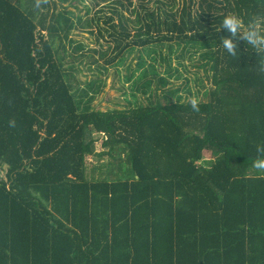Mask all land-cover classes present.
Wrapping results in <instances>:
<instances>
[{
  "label": "trees",
  "instance_id": "obj_1",
  "mask_svg": "<svg viewBox=\"0 0 264 264\" xmlns=\"http://www.w3.org/2000/svg\"><path fill=\"white\" fill-rule=\"evenodd\" d=\"M91 2L112 5L107 27L94 17L116 55L164 42L197 53L211 70L207 97L198 113L171 89L135 107L91 105L62 40L93 17L57 0H0V264H264V173L252 167L264 73L243 41L228 55L220 30L227 14L264 26V0L141 2L133 18L117 9L124 0ZM92 154L112 157L99 175L86 174Z\"/></svg>",
  "mask_w": 264,
  "mask_h": 264
},
{
  "label": "rangeland",
  "instance_id": "obj_2",
  "mask_svg": "<svg viewBox=\"0 0 264 264\" xmlns=\"http://www.w3.org/2000/svg\"><path fill=\"white\" fill-rule=\"evenodd\" d=\"M131 1L132 4L128 6L124 0L126 8L117 6V9L121 8L129 18L134 16L129 11L133 5L148 2L147 6L152 7L156 3V0ZM172 2L173 0H167L168 5ZM174 2L177 6L179 0ZM101 4L103 5L99 9L93 6L91 0H57V9L61 7L71 9L74 14H79L83 21L87 17H93L92 26L87 29L76 27L68 31V37L62 40L66 52L62 60L65 70L74 75L76 79L73 83L74 87L87 90L88 96H93L91 105H97L102 109L108 106L135 107L147 103V98L150 97L149 90L161 94L166 89L175 90L184 101L191 96L197 97L199 101L206 99V93L210 87L211 70L198 65L202 61L197 60V53H185L175 42L171 44L164 42L161 45L150 44L142 47L131 44L132 48L129 47L116 55L117 51L113 49L115 42L109 37L107 31H102L103 37L97 35L94 16L100 15L99 26L107 27L103 17L112 9V5L108 3ZM86 6L89 7V11H85ZM114 21L116 22V13ZM131 27L130 22L128 29ZM130 30L133 32L132 28ZM101 50H106L103 56L100 55ZM91 57L95 58V62H89ZM151 66L156 70L155 76L149 72ZM143 71H145V77L141 76ZM158 77H166L168 83L165 86L160 85ZM145 79H150L151 85L146 92H143L137 88L142 87L141 83ZM99 139L101 141V137ZM99 141L95 143L96 150L101 148ZM109 159H112L109 154H104L102 158L94 154L87 155L86 174L99 175L101 166L98 164L105 163Z\"/></svg>",
  "mask_w": 264,
  "mask_h": 264
},
{
  "label": "clouds",
  "instance_id": "obj_3",
  "mask_svg": "<svg viewBox=\"0 0 264 264\" xmlns=\"http://www.w3.org/2000/svg\"><path fill=\"white\" fill-rule=\"evenodd\" d=\"M41 3L47 4L48 0H35V7L39 8ZM221 29L228 33V36H222L221 41L226 53L232 57H238L237 41H243L251 46L258 57L256 70L264 73V26L254 20L245 24L239 15L227 14L221 22ZM187 103L193 112L198 113L200 111V101L197 97H188ZM8 124L9 127H15L14 120H10ZM256 153L252 167L258 172L264 173V145H257Z\"/></svg>",
  "mask_w": 264,
  "mask_h": 264
},
{
  "label": "crops",
  "instance_id": "obj_4",
  "mask_svg": "<svg viewBox=\"0 0 264 264\" xmlns=\"http://www.w3.org/2000/svg\"><path fill=\"white\" fill-rule=\"evenodd\" d=\"M86 92H88V91L86 90Z\"/></svg>",
  "mask_w": 264,
  "mask_h": 264
}]
</instances>
